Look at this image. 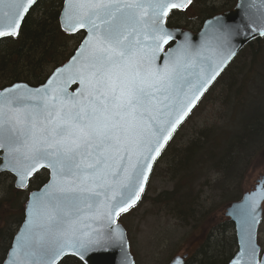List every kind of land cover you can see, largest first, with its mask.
<instances>
[{
    "label": "snow or ice",
    "instance_id": "6c2138e0",
    "mask_svg": "<svg viewBox=\"0 0 264 264\" xmlns=\"http://www.w3.org/2000/svg\"><path fill=\"white\" fill-rule=\"evenodd\" d=\"M34 2L0 0V37L18 33ZM191 3L69 0L68 30H88L78 55L39 89L3 90L0 148L11 146L21 186L38 169L52 170L12 264H56L68 253L86 262L106 249L101 230L86 221L114 224L136 204L152 162L228 58L216 63L186 44L166 50L174 41L165 27L169 13ZM261 199L264 190L241 210L246 246L233 264H264L254 243ZM107 237L122 239L111 228Z\"/></svg>",
    "mask_w": 264,
    "mask_h": 264
},
{
    "label": "trees",
    "instance_id": "16d2710c",
    "mask_svg": "<svg viewBox=\"0 0 264 264\" xmlns=\"http://www.w3.org/2000/svg\"><path fill=\"white\" fill-rule=\"evenodd\" d=\"M63 2L64 0L38 1L24 19L19 35L0 40V90L16 82L39 86L46 81L54 68L64 64L73 54L83 34L80 32L70 35L62 31L59 16ZM236 2L237 0H192L190 6L195 5L194 9H197L198 18L203 24L206 19L232 9ZM183 13L184 10L172 11L168 17V26L181 27L176 20L178 17L180 19ZM263 40L264 38L255 40L243 48L218 79H224L226 90H230L233 97L231 101L228 100L226 106L242 116L237 119V125L229 130L201 131L202 137L194 139L195 141H191L190 145L183 149L175 150L177 153L170 154L167 171L178 181L177 187L173 191L162 192L155 202L164 203L184 224L196 226L205 216L200 191L195 190L192 195L193 173L209 167L219 170L218 173L224 178L236 181L243 178L252 157L264 153ZM240 63L243 67L241 73L237 66ZM233 68L237 70H232ZM172 140L159 157L154 169L172 147ZM47 180L48 173L42 171L33 177L27 189L22 190L15 187L11 174L0 172V264L3 263L24 220L28 193L40 188ZM125 214L119 217V222ZM228 226L234 228L231 221L226 223L225 227ZM232 239L237 247L235 235ZM223 240L217 238L212 241L208 238L193 256L192 263L228 264L234 254L230 253L231 244ZM60 264L84 263L76 257L68 256ZM185 264L189 262L186 261Z\"/></svg>",
    "mask_w": 264,
    "mask_h": 264
},
{
    "label": "rangeland",
    "instance_id": "374dc122",
    "mask_svg": "<svg viewBox=\"0 0 264 264\" xmlns=\"http://www.w3.org/2000/svg\"><path fill=\"white\" fill-rule=\"evenodd\" d=\"M194 6L186 8L182 17L180 19L178 17L176 22L181 25L178 28H186L192 32H198L201 29L202 21L198 18V11L194 9ZM237 66L241 73L243 71L241 63ZM223 80L215 83L180 128L170 144L172 147L157 163L141 203L121 217L120 222L127 229L136 264H168L174 256L184 254L188 255L189 264L190 262L194 264L193 256L208 238L212 241L217 238L224 239L223 241L231 244L230 253L237 252L232 239L235 229L230 226L225 227L230 221L225 216V209L243 193L253 189L257 179L264 175V153L254 155L243 178H238L236 181L224 178L218 173L219 170L214 169V171L209 167L201 168L193 173L192 195L195 190L200 191L203 202L202 211L205 215L196 226L184 224L164 203L155 202L162 192L173 191L177 187L178 181L173 179L167 171L171 153H177L178 151L175 150L183 149L190 145L191 141H195L194 139L202 137L203 131L233 129L237 125V119L242 117L226 106L228 100L231 101L233 97L230 90L229 93L227 92ZM204 146L206 154V143ZM191 169L193 170L192 167ZM228 184L230 185L225 188ZM258 243L264 250V214L258 230Z\"/></svg>",
    "mask_w": 264,
    "mask_h": 264
},
{
    "label": "water",
    "instance_id": "95a60500",
    "mask_svg": "<svg viewBox=\"0 0 264 264\" xmlns=\"http://www.w3.org/2000/svg\"><path fill=\"white\" fill-rule=\"evenodd\" d=\"M40 0H35L34 4L29 7V11L25 14L24 19L29 14L30 10L37 4ZM69 0H64L63 7L59 16V23L63 32L67 34H77L79 32H83L84 36L80 44L74 50L71 57L66 61L63 65L56 67L46 81L39 86H32L26 82H16L9 86H6L0 90V95H5L3 92L6 88H12L14 85H19L21 89L28 90H36L41 88L42 85H46L48 79L52 76L57 68H63L66 65L70 64V61L74 55H78V50L81 45L84 43L85 39L88 35L87 28L78 29L76 32L69 31L66 24V12L68 11ZM182 10V9H180ZM174 11V10H173ZM171 13V12H170ZM169 13V14H170ZM21 22V26L23 21ZM167 20L165 21V27L168 31L173 35L174 41L170 42L169 45L165 46L166 50L168 47L172 49H176L179 45L186 44L190 47L192 52H200L203 57H211L213 62L218 63L223 57H228L224 63L221 64L219 69V74L216 76L215 80L207 87V89L200 96L199 100L192 107L191 111H189L188 115L181 121L179 125L172 132L171 137L164 144V147L161 149L159 156L166 148L167 144L173 138L176 131L180 128V126L188 119L190 114L197 107L198 103L201 101L206 92L213 86V84L217 81V79L223 74L226 68L230 65V63L237 57V55L241 52V50L247 46L249 43L264 38V0H237L235 6L223 13L217 14L213 17H210L204 21L201 29L198 32H191L188 30H184L178 27H170L167 25ZM21 29V27H20ZM20 29L16 35L12 36H3L0 37V40L8 37H17L20 33ZM157 67H163V61H156ZM195 71V69L193 70ZM79 83L72 84L68 87V91L70 93H75L79 88ZM9 147L0 148V172H8L14 176V185L17 189H25L29 186L33 177L40 171L46 170L48 171L49 177L47 182L42 185L39 189L33 190L28 194L27 201L25 203V211H24V220L17 230L11 246L6 254V257L2 264H12L13 260V252L15 246L20 240V237L25 234V230L28 227V220L31 216V209L36 198L42 197L44 192L46 191V186L50 184L52 180V170L45 167L38 169L31 177H28L23 186L20 184L19 176L13 169L14 163V154L10 152ZM152 162V169L149 173V177L147 182L144 185V191L140 194V199L133 205L130 209L135 207L141 201L144 192L146 190L149 178L151 176L153 167L158 159V157ZM264 190V177L262 180L258 182L253 190L250 192H246L243 196L235 202L229 204L225 209V216L228 217L234 224L235 228V236L237 241V252L233 255L228 264H233L234 261L240 258L241 249L245 247V236H244V221L241 216V210L247 205L250 200V197L253 193L259 195V193ZM129 209V210H130ZM128 210V211H129ZM264 212V199L259 200V208H258V220L259 222L255 226L254 233V243L256 246V260L258 262H264V251H262L261 246L258 243V230L259 226L263 219ZM125 213V212H124ZM123 214V213H121ZM120 214V215H121ZM119 217H115V223L109 224L106 220L104 221H86V223H91L92 228L99 229L102 232L101 239L105 241L107 247L106 249L99 254L91 255V258L83 262L84 264H136L134 256L131 253L130 243L128 239V234L124 226L118 222ZM109 228H111L115 233L119 234L122 239H108L107 233ZM245 258H247V254L245 253ZM68 256L76 257L70 253L61 255L59 259L56 261V264H60V262ZM187 254L184 255H176L174 256L168 264H185V259L187 258ZM78 258V257H76ZM79 259V258H78ZM80 260V259H79ZM243 264V262H242Z\"/></svg>",
    "mask_w": 264,
    "mask_h": 264
},
{
    "label": "flooded vegetation",
    "instance_id": "af4514ba",
    "mask_svg": "<svg viewBox=\"0 0 264 264\" xmlns=\"http://www.w3.org/2000/svg\"><path fill=\"white\" fill-rule=\"evenodd\" d=\"M43 171H44V170H43ZM45 172H46V171H45ZM263 177H264V175H261V176L257 179L255 186L258 184V182H259L260 180H262ZM254 188H255V187H254ZM254 188H253V189H254ZM253 189H251V190H253ZM251 190H250V191H251ZM250 191H248V192H250ZM245 193H246V192H245ZM243 194H244V193H243ZM243 194H242V195H243ZM241 197H242V196H241ZM226 218H227V217H226Z\"/></svg>",
    "mask_w": 264,
    "mask_h": 264
}]
</instances>
